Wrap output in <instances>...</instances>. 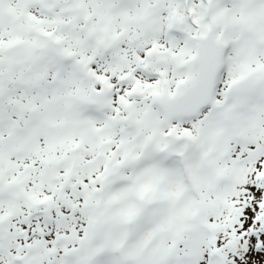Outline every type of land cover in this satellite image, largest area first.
Masks as SVG:
<instances>
[{"label": "snow or ice", "instance_id": "1", "mask_svg": "<svg viewBox=\"0 0 264 264\" xmlns=\"http://www.w3.org/2000/svg\"><path fill=\"white\" fill-rule=\"evenodd\" d=\"M0 264H264V0H0Z\"/></svg>", "mask_w": 264, "mask_h": 264}]
</instances>
